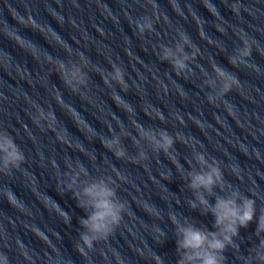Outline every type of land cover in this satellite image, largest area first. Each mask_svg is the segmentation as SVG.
Listing matches in <instances>:
<instances>
[{
  "label": "water",
  "instance_id": "obj_1",
  "mask_svg": "<svg viewBox=\"0 0 264 264\" xmlns=\"http://www.w3.org/2000/svg\"><path fill=\"white\" fill-rule=\"evenodd\" d=\"M9 141L23 160L0 151V264H180L178 229L219 235L211 208L234 197L254 216L222 264H264V0H0ZM214 166L211 193L193 190ZM93 185L120 220L87 248Z\"/></svg>",
  "mask_w": 264,
  "mask_h": 264
},
{
  "label": "clouds",
  "instance_id": "obj_2",
  "mask_svg": "<svg viewBox=\"0 0 264 264\" xmlns=\"http://www.w3.org/2000/svg\"><path fill=\"white\" fill-rule=\"evenodd\" d=\"M21 22L23 23V21ZM140 30L142 32L144 30L143 27ZM243 55H250V50L245 51ZM165 58L167 59L168 57L166 56ZM175 67L182 70L186 65L182 61H177ZM217 71L221 77H225L223 71ZM77 74L73 73L74 76ZM115 78L123 83L122 73L119 70H117ZM232 84L238 85V81L232 80L231 83H226L223 88L224 93L231 91ZM161 140L162 143H158L157 147L162 148L167 153L174 141L167 135H162ZM0 151L6 153V158L10 162L15 163L23 160V157L17 153L10 141L0 146ZM115 155L117 158H121L123 152H116ZM200 160L202 161L203 157H200ZM221 179L222 173L219 167L214 166L205 174H194L191 177L190 187L197 191L203 188L211 193L213 186ZM84 194L89 198V206L94 209V212L89 219L81 222L82 226L92 235H84L81 239L87 248H91L94 240L101 236L106 238L111 233L109 224H118L120 216L119 210L113 206L110 200L114 193L104 186H90L85 190ZM199 202L204 207L205 212H207V201L200 198ZM78 206L83 207L84 205L80 204ZM211 211L215 217L214 226L219 229V235L207 233L191 226L178 229V235L181 237L178 240V247L185 252L180 264H197V262L199 264H222L223 257L218 254L223 253L226 246L231 243L232 237L238 234V227H246L253 220L254 202L245 201L241 207L237 205L235 197L233 199H218ZM259 231H264V220H261L259 224Z\"/></svg>",
  "mask_w": 264,
  "mask_h": 264
}]
</instances>
